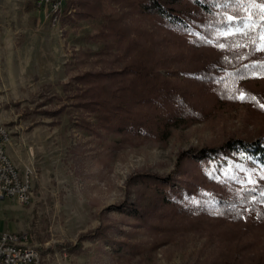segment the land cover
<instances>
[{
	"label": "rangeland",
	"instance_id": "rangeland-1",
	"mask_svg": "<svg viewBox=\"0 0 264 264\" xmlns=\"http://www.w3.org/2000/svg\"><path fill=\"white\" fill-rule=\"evenodd\" d=\"M208 1L213 13L193 7L185 29L143 0H69L56 17L0 0V124L33 189L28 203L0 199V232L27 233L43 264L264 260V168L229 151L198 158L264 134V74L218 68L264 60V34L257 53L240 49L226 0ZM132 64L164 83L146 103L121 90L135 78L109 76ZM89 86L118 94L102 95L115 98L104 113ZM128 117L144 131L125 132Z\"/></svg>",
	"mask_w": 264,
	"mask_h": 264
},
{
	"label": "trees",
	"instance_id": "trees-1",
	"mask_svg": "<svg viewBox=\"0 0 264 264\" xmlns=\"http://www.w3.org/2000/svg\"><path fill=\"white\" fill-rule=\"evenodd\" d=\"M223 3L224 6L221 8H225V17L227 15H231L232 17L230 21L226 20L224 28H229L230 25L235 29L233 33H230L229 41L236 44V46L242 50L247 49L252 53H257V50L262 43L260 37L264 34V0H226ZM212 5L213 4L209 1L207 2V0H143L142 2L144 11L152 12L166 20L168 23L185 29L191 28V16L189 13L194 10H200L211 14L214 11ZM216 7L219 8L220 6L216 4ZM231 43H229V45H232ZM248 57H251V54L248 55ZM250 59L252 60L245 63L243 66L239 65L234 69L229 70L227 66H219L218 68H221L220 70L223 72L228 71L231 75L235 76H244L246 74L250 76L252 73L264 74V60ZM158 74L159 73L155 72V67L152 65L132 64L126 71L114 73L109 76L121 77L122 82L128 80V78H135L136 80L133 83L126 85V88L121 87V90L124 91L126 89L129 92L128 95H132L131 97L135 102L146 103L147 101L144 98L145 95H155L154 93H157V91L160 92L161 87L164 84L162 79L158 77ZM221 80H223V78ZM103 90L104 88L98 90L93 87L85 90V93L88 94L86 96L91 99V102L89 101L88 104H91L92 110L100 113H104V109L110 107L109 102L115 99L107 98V96L103 97L102 95H105L104 93H107V95H118L115 93V90L111 91V89H109L104 93ZM244 90L247 93L246 95H249L248 98L252 99V97L255 98L256 95H258L246 86L244 87ZM117 118L121 120L118 115ZM119 125H125V132L137 133L144 131L142 126L136 123L133 119H130V117L125 119V121L123 118V121H121ZM225 151L235 152V155L239 156V158L242 157V159H247L251 156L257 160V165L264 168V134L250 139L242 137L230 138L220 147H211L208 150L204 149L198 154V158L207 160L208 158H213L218 152L221 153ZM91 235L92 233L83 234L80 237V242L78 244L70 245L68 248L71 251L78 250L81 248V242ZM198 264H264V260L252 263L224 261L221 263Z\"/></svg>",
	"mask_w": 264,
	"mask_h": 264
},
{
	"label": "built area",
	"instance_id": "built-area-1",
	"mask_svg": "<svg viewBox=\"0 0 264 264\" xmlns=\"http://www.w3.org/2000/svg\"><path fill=\"white\" fill-rule=\"evenodd\" d=\"M68 0H38V6L44 5L50 16H55L62 11L63 5ZM4 138H9V133H4L0 127V199L9 197L22 203H28V187H22L13 166L8 159H3L2 144ZM39 249H33L30 245V237L27 233L17 231L0 232V264H37Z\"/></svg>",
	"mask_w": 264,
	"mask_h": 264
},
{
	"label": "bare ground",
	"instance_id": "bare-ground-1",
	"mask_svg": "<svg viewBox=\"0 0 264 264\" xmlns=\"http://www.w3.org/2000/svg\"><path fill=\"white\" fill-rule=\"evenodd\" d=\"M0 127H2V129L4 130V133H9L6 126L0 124ZM8 142H9V138H4V143L2 144L3 159H8V162H10V164L13 166V171H15V174L17 175L18 180H20V184L22 185V187H28L27 198L31 199L33 197V189L31 185V180L28 177V173L24 174L22 170L20 169V167H18L17 164L14 162V160L11 158L8 152V148H7ZM30 245L32 246L33 249H38L36 246L32 245L31 243ZM37 264H43L42 254L40 251L38 252V263Z\"/></svg>",
	"mask_w": 264,
	"mask_h": 264
},
{
	"label": "snow or ice",
	"instance_id": "snow-or-ice-1",
	"mask_svg": "<svg viewBox=\"0 0 264 264\" xmlns=\"http://www.w3.org/2000/svg\"><path fill=\"white\" fill-rule=\"evenodd\" d=\"M228 19L229 20H231L232 19V17H228ZM240 99H244V95H243V93H241V95H240V97H239ZM252 99H255L254 97H252ZM261 107H264V105H260Z\"/></svg>",
	"mask_w": 264,
	"mask_h": 264
},
{
	"label": "crops",
	"instance_id": "crops-1",
	"mask_svg": "<svg viewBox=\"0 0 264 264\" xmlns=\"http://www.w3.org/2000/svg\"><path fill=\"white\" fill-rule=\"evenodd\" d=\"M10 154V153H9ZM11 156V155H10ZM11 158L14 160V162L16 163V164H18V161H17V159H15L16 157H12L11 156ZM14 200V199H13ZM13 231H15V230H13Z\"/></svg>",
	"mask_w": 264,
	"mask_h": 264
}]
</instances>
